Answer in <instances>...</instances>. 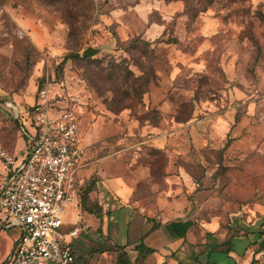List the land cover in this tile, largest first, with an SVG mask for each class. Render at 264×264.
<instances>
[{
    "label": "rangeland",
    "instance_id": "374dc122",
    "mask_svg": "<svg viewBox=\"0 0 264 264\" xmlns=\"http://www.w3.org/2000/svg\"><path fill=\"white\" fill-rule=\"evenodd\" d=\"M44 82L78 115L95 182L82 264L112 237L102 220L125 234L142 203L190 220L208 264H264V0H0V146L22 147L10 103ZM21 233L2 227L0 264Z\"/></svg>",
    "mask_w": 264,
    "mask_h": 264
},
{
    "label": "built area",
    "instance_id": "2783aa9c",
    "mask_svg": "<svg viewBox=\"0 0 264 264\" xmlns=\"http://www.w3.org/2000/svg\"><path fill=\"white\" fill-rule=\"evenodd\" d=\"M15 115L27 147L0 146V228L15 224L22 233L3 264H82L67 238L81 226L62 229L65 207L80 202L89 183L78 115L54 103L47 82Z\"/></svg>",
    "mask_w": 264,
    "mask_h": 264
},
{
    "label": "crops",
    "instance_id": "0c3cea01",
    "mask_svg": "<svg viewBox=\"0 0 264 264\" xmlns=\"http://www.w3.org/2000/svg\"><path fill=\"white\" fill-rule=\"evenodd\" d=\"M52 112L53 114H58L59 110L54 109ZM21 139L23 145L19 150L14 151L16 153L25 150L27 147L25 138L21 136ZM86 162L83 172L89 176V174H87L89 164L87 155ZM85 189L86 188H84L81 194L80 202L67 205L64 209V211L67 209L76 211V215L73 217L66 215L65 222L70 225L69 229L80 225V231H82L85 224H95L93 221L91 222V213L82 207V197ZM129 207H131L130 215L127 216L125 220L127 224L125 234L121 233L119 219L117 220L116 217L114 218V215L110 217L107 216L102 220V234L105 236L110 233L112 237L109 239V243H105L104 247H96L97 250L89 254L94 257V261L90 262L91 264H98V258L101 257L107 264H119V257L122 253H124V257L126 261H128V264H208V262H211V259L205 257V255H208L207 249L205 250V248H203L205 245H196V243H194L196 236L192 230V224L189 222L190 220L186 218L172 219L165 216L162 217L163 213L161 215L158 206L152 203L140 204L138 211H140L143 216L136 219L135 215L138 211H134L132 206ZM100 221L99 218V225ZM81 222H85L84 225H81ZM71 224L74 226L71 227ZM154 225L156 226L153 227ZM96 227L99 228L98 225ZM1 229L2 228H0V230ZM91 229L93 230V228ZM75 236L69 235L67 238L80 260L81 256L74 247ZM13 244L15 245V243L12 242V245ZM117 244L124 245V247L118 248L116 247ZM139 244L142 245L138 248L137 245ZM145 246L153 248L154 251L148 253L144 249H140ZM12 248L13 247H11V250ZM231 253H233V250L228 252L229 255ZM3 262H1V264H3ZM241 264H244V262ZM245 264H251L250 260L249 262L246 260Z\"/></svg>",
    "mask_w": 264,
    "mask_h": 264
},
{
    "label": "trees",
    "instance_id": "16d2710c",
    "mask_svg": "<svg viewBox=\"0 0 264 264\" xmlns=\"http://www.w3.org/2000/svg\"><path fill=\"white\" fill-rule=\"evenodd\" d=\"M16 118V117H15ZM22 118H23V115H21V122H22ZM18 130H19V133H22V131H21V126H20V124L18 123ZM93 183H95V182H91L90 181V183H89V185L86 187V189H85V192H84V195H83V197H82V207H83V209H85V210H87V211H89L90 213H95L96 215H98V216H101V212H99V210L97 209V202H95V201H92L90 198H89V194H90V192L93 190V186H94V184ZM156 225H154L153 227H155ZM152 227V228H153ZM100 229H101V227H99ZM262 231H264V230H262ZM262 233H264V232H262ZM141 245L142 244H139V245H137V247L139 248V247H141ZM116 247H118V248H123L124 247V245H116ZM140 249H144L146 252H153L154 251V249L153 248H151V247H148V246H145L144 248H140ZM231 250H233V248H231V246H229L228 248H227V250H222V251H225V252H230ZM221 251V250H220ZM209 252H211V250L210 251H208V253ZM254 262L252 261L251 262V264H253ZM119 264H128V261H126V258L124 257V253H122L121 255H120V257H119Z\"/></svg>",
    "mask_w": 264,
    "mask_h": 264
},
{
    "label": "bare ground",
    "instance_id": "6f19581e",
    "mask_svg": "<svg viewBox=\"0 0 264 264\" xmlns=\"http://www.w3.org/2000/svg\"><path fill=\"white\" fill-rule=\"evenodd\" d=\"M10 105L14 106V108H15L16 110L20 109V108H19L18 106H16L15 104H11V103H10Z\"/></svg>",
    "mask_w": 264,
    "mask_h": 264
},
{
    "label": "water",
    "instance_id": "95a60500",
    "mask_svg": "<svg viewBox=\"0 0 264 264\" xmlns=\"http://www.w3.org/2000/svg\"><path fill=\"white\" fill-rule=\"evenodd\" d=\"M85 53H88V51H86Z\"/></svg>",
    "mask_w": 264,
    "mask_h": 264
}]
</instances>
